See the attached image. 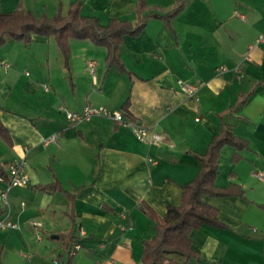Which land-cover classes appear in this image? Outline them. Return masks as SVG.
<instances>
[{"label": "crops", "instance_id": "obj_1", "mask_svg": "<svg viewBox=\"0 0 264 264\" xmlns=\"http://www.w3.org/2000/svg\"><path fill=\"white\" fill-rule=\"evenodd\" d=\"M76 1L0 0V11L52 17ZM78 1L81 16L102 26L139 21L138 0ZM142 1L144 29L124 36L118 54L125 71L109 67L106 48L89 41H69L67 67L54 37L31 35L26 45L7 39L0 48V61L10 66L0 73V123L8 134L0 136V170L7 175L27 147L29 180L0 201V219L17 225L0 231V264H139L143 242L155 235V222L139 207L161 218L180 204L182 187L199 171L195 155L205 153L222 122L247 146L221 148L215 185L233 184L243 196L202 198L224 227L192 230L199 258L186 264H264V178L257 177H264V131H257L264 126V42L255 43L264 36V0H184L167 19L178 0ZM177 81L200 86L198 101ZM85 106L128 114L164 133L171 147L140 143L107 118L71 123L59 110ZM53 134L57 145H44ZM53 183L61 189L43 190ZM4 186L0 180V191ZM74 242L80 249L70 257Z\"/></svg>", "mask_w": 264, "mask_h": 264}, {"label": "trees", "instance_id": "obj_2", "mask_svg": "<svg viewBox=\"0 0 264 264\" xmlns=\"http://www.w3.org/2000/svg\"><path fill=\"white\" fill-rule=\"evenodd\" d=\"M183 1L178 0L173 11L165 18L175 14L181 8ZM80 7L81 3L77 0L70 5L65 15L58 11L52 17L44 14L36 16L21 8L6 13L0 11V48L7 39L20 41L26 45L30 42L31 35L54 37L67 67L70 55L69 41H89L94 46L106 48V62L109 67L114 66L119 71H125L118 59L122 38L126 35L138 36L144 29L142 19L145 10L144 2L138 0L136 5L135 13L139 21L135 25L126 20L111 19L107 25L102 26L95 18L81 16ZM249 95L250 93L242 94L235 108L243 105ZM127 117L133 120L128 114ZM221 126V133L210 140L205 153L195 155L200 164L199 171L193 180L182 187V196L178 206L168 207L161 218H158L144 204L139 207L155 222V235L143 242L139 264H186V261L191 258H199L191 248L189 240L191 231L202 225L224 227L218 220L217 210L204 203L202 198L204 196L217 198L243 196L242 190L233 184L225 188L215 185L221 148L228 145L240 151L247 146L245 141L234 137L227 130L225 123L222 122ZM0 136L8 140L7 131L1 123ZM238 158L239 156L235 155L233 160L236 161ZM0 178L5 180L7 178L1 170ZM58 188L61 189L59 184L53 183L44 186L43 190L49 192ZM175 257L181 258L183 262L176 261ZM62 264H69V262Z\"/></svg>", "mask_w": 264, "mask_h": 264}, {"label": "built area", "instance_id": "obj_3", "mask_svg": "<svg viewBox=\"0 0 264 264\" xmlns=\"http://www.w3.org/2000/svg\"><path fill=\"white\" fill-rule=\"evenodd\" d=\"M261 42H264V36L262 35L258 36L255 43H261ZM251 48L252 46L249 47V49ZM245 59L249 60L248 57H246ZM94 66L95 64L93 62L88 63V68L92 75H94ZM9 68L10 66L8 63L0 61V73L7 74ZM218 70L223 71L224 68H218ZM234 71L237 74L240 72L238 67L235 68ZM26 75L28 74L26 73ZM177 84L189 99L193 101H198V91L200 86L187 84L182 81H177ZM40 87L42 88V90L46 92L49 91V87L47 84L44 83L40 84ZM59 110L65 113L66 120L71 123L85 122L95 117L107 118L114 122L121 123L127 126L131 130L136 140L140 143H143L145 145H160L167 143L171 147V144L167 142V136L164 133L151 132L148 128L142 126L141 124H138L133 120L125 118L123 113L120 111H109L103 106H97V107L85 106L81 111L78 112H70L63 107H60ZM57 142H58V137L57 135L53 134L47 137L43 143L44 145H48V144L57 145ZM22 153L23 156L20 159H17L8 165V174L6 175L7 177L6 180L4 178H0V180L5 183L3 190L0 191V201L3 204L7 203V196L12 188L26 187L29 185V180L24 172V168L26 165L25 157L28 153V148L22 147ZM257 177L261 180L264 178L261 174H257ZM32 224L35 225L34 223ZM15 228H17V225L15 223H12L4 219H0V231H8ZM79 249H80V245L74 242L72 245H70L67 248V253L71 257L76 252H78ZM53 263L58 264V261L54 260Z\"/></svg>", "mask_w": 264, "mask_h": 264}, {"label": "water", "instance_id": "obj_4", "mask_svg": "<svg viewBox=\"0 0 264 264\" xmlns=\"http://www.w3.org/2000/svg\"><path fill=\"white\" fill-rule=\"evenodd\" d=\"M257 131H264V126L261 124H258Z\"/></svg>", "mask_w": 264, "mask_h": 264}]
</instances>
